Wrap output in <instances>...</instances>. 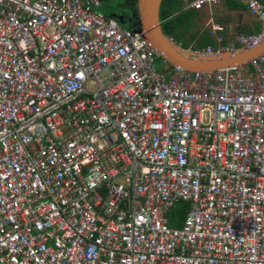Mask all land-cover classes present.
<instances>
[{"label":"built area","instance_id":"built-area-1","mask_svg":"<svg viewBox=\"0 0 264 264\" xmlns=\"http://www.w3.org/2000/svg\"><path fill=\"white\" fill-rule=\"evenodd\" d=\"M243 1L257 31L171 42L259 45ZM106 2L0 0V264H264V53L159 71Z\"/></svg>","mask_w":264,"mask_h":264},{"label":"water","instance_id":"water-1","mask_svg":"<svg viewBox=\"0 0 264 264\" xmlns=\"http://www.w3.org/2000/svg\"><path fill=\"white\" fill-rule=\"evenodd\" d=\"M160 2L161 0H136L138 25L147 42L162 58L173 64L180 65L189 71L201 72L239 65L264 53V42H262L247 50L239 49L233 55L223 53L219 56L208 58L191 55L171 42L170 38L163 33L161 28L162 20L159 18Z\"/></svg>","mask_w":264,"mask_h":264},{"label":"crops","instance_id":"crops-1","mask_svg":"<svg viewBox=\"0 0 264 264\" xmlns=\"http://www.w3.org/2000/svg\"><path fill=\"white\" fill-rule=\"evenodd\" d=\"M191 1L184 0V8L191 7L189 6ZM194 21L195 25L188 28L182 38L179 40L169 38H172L173 42L181 47L193 48L205 45L215 46L217 37L221 35L223 37L222 44L227 45L233 41L235 34H248L259 28L258 21L249 14L243 0H225L216 6H203L197 10ZM179 226L174 225L173 227Z\"/></svg>","mask_w":264,"mask_h":264},{"label":"trees","instance_id":"trees-1","mask_svg":"<svg viewBox=\"0 0 264 264\" xmlns=\"http://www.w3.org/2000/svg\"><path fill=\"white\" fill-rule=\"evenodd\" d=\"M123 1L126 8L136 13V0ZM260 1L264 3V0ZM184 3V0H161L160 2L159 18L162 20V31L166 36L175 38L176 40L182 38L185 31L195 25L194 17L197 14V10L192 7L184 8ZM135 22L136 24L138 23V17H135ZM187 211L188 204L186 202H180L176 206L172 207L169 212V217L171 218L169 220V225L179 226Z\"/></svg>","mask_w":264,"mask_h":264},{"label":"flooded vegetation","instance_id":"flooded-vegetation-1","mask_svg":"<svg viewBox=\"0 0 264 264\" xmlns=\"http://www.w3.org/2000/svg\"><path fill=\"white\" fill-rule=\"evenodd\" d=\"M113 0H107L106 2V8H109L111 9V2ZM116 1V10L119 14H117V12L114 10H112L113 12L112 13H115V15L121 19L122 21H125L128 25H137L136 22H135V17L136 16V13L130 11L128 8L125 7V4H124V1L123 0H115Z\"/></svg>","mask_w":264,"mask_h":264},{"label":"rangeland","instance_id":"rangeland-1","mask_svg":"<svg viewBox=\"0 0 264 264\" xmlns=\"http://www.w3.org/2000/svg\"><path fill=\"white\" fill-rule=\"evenodd\" d=\"M116 4H117L116 1L113 0L111 2L110 6H111V9L113 11L115 10L117 12V10H116ZM111 9L106 8L105 6L102 8V10L104 12H106V13L113 12ZM117 14H119V13L117 12ZM119 25H121V26H128V24L125 21L120 22ZM155 66H156V69L159 70V71H162V70L165 69V64L163 63V58L160 55H157V57H156Z\"/></svg>","mask_w":264,"mask_h":264},{"label":"clouds","instance_id":"clouds-1","mask_svg":"<svg viewBox=\"0 0 264 264\" xmlns=\"http://www.w3.org/2000/svg\"><path fill=\"white\" fill-rule=\"evenodd\" d=\"M136 14H137V11H136ZM138 17V16H137Z\"/></svg>","mask_w":264,"mask_h":264}]
</instances>
